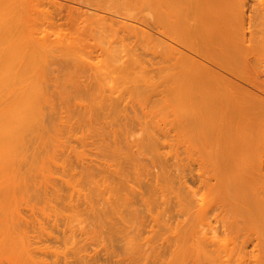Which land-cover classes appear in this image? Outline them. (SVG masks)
<instances>
[{"label": "rangeland", "instance_id": "rangeland-1", "mask_svg": "<svg viewBox=\"0 0 264 264\" xmlns=\"http://www.w3.org/2000/svg\"><path fill=\"white\" fill-rule=\"evenodd\" d=\"M99 1L101 2V5L102 4L104 5V7L107 4L113 6L112 8H110V10H112L114 8L113 10H115L117 12L119 11L118 14L116 13V15L121 14L123 16V14H127V15H130L131 17L132 16L138 17V16L145 15L146 12L148 14L150 13V11H148L150 8L147 7V6H149V4L147 5L146 0H99ZM239 1L240 0H234L235 8H233V10L231 11L230 17L232 20H236V21H237V19H238V21L242 20L241 18H243V20L245 19V21L247 19L250 21V25H247L248 28L246 25L244 26V28H243V26L241 27L239 25L238 26L232 25L231 27H228V29H226L225 32H223V34H225L226 40L224 39L225 44H223V45L225 46V49H224V51H222V54H221L222 57L221 58L223 59V62L225 64L231 63L232 67H233V64L236 65V69H237L238 73L244 72L245 76H250L251 81L253 80L252 82L255 83V86L257 84V87L252 88L251 86L247 85L246 83H241L240 81H238L237 79H235L231 75H228L224 71H222V70L220 71V69H218V70L225 77L231 79L232 81H236L238 83H241V85H243V87L251 89L254 92H257V94H259L261 92L257 88L263 87V85H264V23L261 24V22H260V21L264 20V0H249L251 3L248 0H246L247 2H245V0H244L243 3H245L244 4L245 6L242 5L243 7H241V5L239 4L240 6L237 7L238 9L240 8L241 14L238 12V9H236V6H237L236 3H240ZM251 4L252 5L255 4V5L252 6ZM259 4H260V9H259ZM250 5L253 8H251ZM111 6H109V7H111ZM248 7H249V9H247ZM258 9H259V11H258ZM113 10H112V12H113ZM242 11H243V15H244L243 17H242ZM113 14H115V12H113ZM127 15H126V18H129V16H127ZM247 15L248 16L250 15L249 16L250 18ZM45 17H46V19L42 18L39 15H31V19H27V15H25L23 12L15 13L14 10H12L7 4L0 5V77H1L0 83H1V85L3 83L2 81H5L7 78L5 85L0 86V119H1L0 125H3V126H0V139H1L0 140V236H6V235H7L6 237L12 236V238H13L12 240H14V236L16 235L15 240H14L15 242H16V237H19L18 235H20V233L22 234L23 232L26 235L28 234L29 237L33 236V235H37L38 237L41 236L43 238L44 237L49 238L50 241L46 242V244H48V246H49L50 250H52V252L54 251L53 252L54 255H56V253H57V252H55V249H56V251H58V254L61 250L60 255L57 254L58 256H52L51 251H49L51 254L49 252H48L49 254L47 253L48 255H46L47 256L46 260H48L50 264H51V262H53V260L57 262V263L53 262V264H58V263L60 264V261L64 262L63 261L64 258H65L66 264H79L80 260H78V257L80 258V256H84L85 254H86L85 256H88V254L90 256H94V258L93 257L89 258V256L86 257L87 259L88 258L90 259V260L88 259L89 261H87V262H86L87 259L86 260L84 259L87 264H114V263L119 264V263L115 262V261H118V260H116V258H118V256L115 257V253H114V256L112 257L113 260L111 261V259H110V261H109V258H107L108 260H106L102 251L100 252V250L103 248L102 247L103 245L101 244L102 243L101 242L102 241L101 236H103L105 238V236H107L108 233L107 232L102 233L101 231H98L97 232L98 234L101 233V234H99V235H101L99 237L100 240H99V238H97L99 241L96 240V238H95V237H98L99 235L92 237L94 235L93 233L95 231H93V233H92V231L90 229H92L94 227L93 225H95V228H96V224H94L95 221L93 219L94 217H92V216H94V214H93V212H91V210L89 209L87 204L85 202L83 203V198L80 197V195L83 196L82 194H84L85 197H88L90 199V200L88 199V201L91 202V200H92L93 203H94V201L99 202L100 200H102V199H98V198L102 197V195L100 197H98L97 190L100 189L99 187L104 188L103 183H102L103 184L102 186H99L101 184V181L99 182V180L100 179L102 180V178H101L102 174L103 173H104V175L106 174L103 171L108 169V168L105 167V169H104V167H103L104 170L102 171L103 172L102 173L101 172L102 166L97 167L98 166L97 165L95 168V165L92 166V164H91L92 162L96 163L95 161L100 160L99 155L96 153V147L99 146L101 142H102L101 145L104 144L103 140L100 138L101 137V135H99L100 132H98V129H96V128H100L103 132L105 130L104 133H106V132L108 133L109 128H110V132L112 130H114V131L118 130L119 132L121 131L122 134L120 133L119 137L121 135V137L124 140L122 139V141H121L122 143L121 142H119V143H121L123 145V143L128 142L129 144L126 143L124 145H128V146L132 147L130 149L131 151L128 149L131 154H132V152L134 153V150H137L140 152V153L138 152V154H137L138 156L136 155L137 157H135V158L132 157L135 155V153H134V155L132 154V156L130 155V153H128L129 157L131 156L132 158H134V160L138 159L140 163L138 164V162H136V165L131 166L132 168L131 167L127 168L126 167V165H127L126 159H128L129 157H127L125 159L127 153H126L124 148L126 146L124 147V145L122 146L120 144L122 147V148L120 147V149H122V150L124 149L123 151H125V153H126L125 157H123L124 160H126V162L123 163L124 160L122 162L121 161L120 162L122 164H124L125 167L128 169L127 171H129V172H127L125 169L126 172H122V169H123L122 168L121 172L123 174L126 173L124 175H127V177L130 176L131 178L133 177L132 176L133 173H136L138 175L139 179L137 177V181L140 182V186L137 189H141L140 191L142 192L143 191L142 189H144L145 186H146V188L151 187V188H148V190H151L152 195H153L155 190H156L155 189L156 187H153L155 185L154 183H157L156 185L159 186V188H160V185L162 187L164 186L163 187L164 189L166 188L165 190H163L165 192L164 193V192H162V190H160L162 188L159 189L157 187L156 191L159 193H155L157 195H154L155 197L152 196V198L149 199V200L153 199L152 201H150V204H149V201L147 199V202L151 206V209H150V206L147 205L149 210H146V211L149 212L151 210L152 214H154V217L156 216V220H151V222L148 221L152 217H150L149 215H146V211H145V215L143 214L144 211H142L143 213L141 212L142 213L141 215H140V213L136 212L138 214L139 219L145 220V223L141 224L143 226L140 227V225H139V228H138L139 231L138 232H136L138 229H137V227L135 229V225H134L137 223V220H138V219L136 220V217H137V216H135L136 214L132 215V213H131V215H127V214H129V212H127V208L125 210V207L122 208L123 212L118 209L122 213V215L124 214L126 219H128L129 217L132 220L134 219V222L131 220L133 223H130V221L128 222V224L130 223L131 226L130 225L127 226L128 224L125 223V225L129 229L123 230L125 227L124 228L121 227L120 223H119L121 230H120V227H118L119 230L118 229H116L117 231L115 230L116 232L114 231L115 228L112 230V232L115 236L111 233L112 237H110V239H112V238L115 239V240H113L114 243L112 242V245L114 244V247L115 248L117 247L116 249H113V250L114 251L116 250L117 251L116 253L119 254V256H120L119 261H121V262L123 261L122 259H120L121 256H123V257H126L127 264H128V258L127 257H129L130 259H134L136 256L132 257V255H136L137 252H139V251H141V253H142V250L149 252V250L152 251L154 249V247H155V249H157L156 247H158L160 250V247H162V246H160L159 243H161L163 241L165 242L164 239L167 238L168 236H169L168 238L171 237L169 239L170 243H171V240L172 239L174 240L173 236H175V240L176 239L179 240L177 237H179V235L182 234L183 232L184 233L186 232V234L192 235L193 232H191V231H193V229H192V228H194L193 225H195L196 223H193V225L191 223L192 222L191 220L193 218L192 216H194L193 212H191L193 210V208H192L193 204H192L189 196H187L188 193L186 194V193L182 192L183 193L182 195L185 197V198H183V199H185L184 201L186 202L185 204L187 205L185 207L190 209L189 212L191 213V215H189V212H188V210L186 211V209H185L186 212L184 211V213L178 212V209L181 207V204L183 205V202H184L183 199H181L180 204L178 201V196L181 197V193H180L181 190L179 188V184L177 185V183H179V176L178 175L180 174L179 170L183 169L182 171H184V172L181 174H186L185 175V176H187L186 178L189 179V177H191V175L189 174V172H190L189 170L191 169V172H192V170L194 171V169H195L194 167H196L195 164L197 163L196 161H198L199 159H201V157H203V155L199 157L198 153L200 150L198 149V146H199L198 144H200V143L196 144V142L199 141L198 138H200L199 134H201V132H202L201 130H203L204 127H205V129H207L206 127L208 126V124L205 122V120H203V122L206 123L207 126H206V124H204V126L202 124L203 127L201 129V126H200L201 124L198 125L200 122L198 123V121H197L199 119L197 117H195L196 114H193V112L191 111V109L194 106L193 107L191 106L192 107L191 108L189 106V104L183 100V96L181 97L182 94H181L180 90H178V93H177V90H175V89H174V92L176 91L175 93L172 91L170 92L168 90L170 88H171L170 90H172L173 87L170 84L169 85L171 87H169V85H168V87H166L168 84V79L165 82L164 78H163V77H165L166 73L162 68H158L159 65L158 66H157V64L155 65L156 62L154 63L153 68H152V65L150 66L147 63V62H149L147 59L142 61L143 56H145L147 58L146 53H144L143 52L144 50L141 49L143 46L140 47L138 45H133L132 43H129L126 41H114L113 39H111L113 42L112 41L109 42L110 39L109 40L103 39L100 35H98L97 37H90L87 35V33H88L87 31L82 32L81 30L72 27L71 22L68 19L66 20V18H62V19L52 18L50 20L49 16H45ZM239 17H240V19H239ZM246 17H248V18H246ZM253 20H254V23L256 22L255 25H252V24H254L252 22ZM134 24L136 26H139V27L141 26V25H137L136 23H134ZM249 26H250V28H249ZM142 27L143 26H141V28ZM142 29H144V28H142ZM227 30H229L228 33H226ZM239 30H240V32H239ZM236 32H237V34H236ZM244 32H246V33H244ZM235 36H236V39H235ZM224 46L222 48H224ZM143 48L145 49V47H143ZM217 50H222V49H220L218 47ZM242 53H243V56L245 57V59H244V57L240 56V55H242ZM143 54H145V55H143ZM218 54H219V52H218ZM221 55L219 54V59H220ZM216 56H218V55H216ZM2 58L3 59L5 58V59L3 60ZM243 59L245 60V62ZM154 61L155 60H153V62ZM75 63L77 64L76 66H75ZM239 68H240V70H239ZM4 71H5V74L3 73L4 75H2V72H4ZM6 73H7V75H6ZM8 74H9V76H8ZM2 76H4L5 78ZM68 78H69V80L72 79L71 81H72L73 85H70V84H72L71 81L67 82ZM262 78H263V80H261ZM64 79H65V81H64ZM73 80L75 83L73 82ZM262 81H263V83H262ZM170 82L171 81H169V83ZM76 83L80 84V86L77 85ZM163 83L164 84L167 83V84L164 85V87H163V85H162ZM258 83H260L261 85H258ZM45 87H46V89L43 90ZM77 87H78V89L79 88L82 89V93H83L82 98L84 97L83 100L86 101V103L88 102V104H90V102H91V104H93L92 101L95 99L93 96H96V94H98L97 96H99V95L101 96V97L99 96L98 98L96 96V100L99 101V100L103 99V101H100L101 103L104 102V103H102L101 107H104V105H105L104 110H106V111L102 110L103 108L100 109L102 111V113H104V114L99 113L100 112L99 111L98 114L99 115L101 114V115L100 116L97 115V116L99 118L100 117L103 118V116H104L105 120H106V118L107 119L111 118V120H109L110 121L109 125H107V127H106L108 129L107 130L103 129L101 127L102 125H100V127H98L100 124L99 122L102 121V123H103L104 119L103 120H102V118L97 119L96 118L97 116L94 117V119L97 120L96 121L97 123L94 121V119H93V121L95 124L94 123H92V124L88 123L91 126L92 130H91V128L88 127L89 125L88 126L86 125L87 123L85 124L82 121H80V122L85 124V126H83V124H82V126H80L81 123L76 121V119H79V118L74 117L71 121L72 126L69 127L70 129L68 127H66L67 130H65V131H66V133L68 132L67 135H65L66 133L63 130V128L59 127L60 125L57 126V128H56V124L53 123L54 124L53 125V124L49 123L50 124L49 125L47 123V124H44L43 126L40 125L41 127L45 128V129H41L38 126L41 129L40 130L36 126L38 129L37 131H39V133L41 134V135H39V133H38L40 138H36V140L38 139L40 141V143H39V141H37V142L31 141V142H34V144L35 143L37 144V145H35L36 148L32 149L35 147L34 144L32 143L34 147H32V146L30 147L28 145L29 142H27L28 144L25 143V145H28V146H25L27 148L24 149V151H23L22 145H21L23 143V141L21 140L22 141L21 142L19 140L20 137L16 131V126H15V122H14V118H16V117H14V116H18V113L23 112V110H24V112H25V110L27 112L30 111V109H28L25 106L27 104L26 103L27 102L26 96H28L27 94H30L31 92L33 94H36L39 98V101H36V103L35 102H33V103L36 104L35 106H38V102H40L39 104H40L41 110H43L42 109V103H43V108L47 104V102H45L46 104L44 105V102L41 101L43 99V98L41 99V97H44L43 93H44V95L46 93H47V95L49 94L50 97L52 94L53 95L55 94L56 97L54 95V98H56V100H57V97H59L58 96L59 93H60L59 94L60 97H62V98L66 94H67L66 97L67 96L69 97V95H70V99H71V97H72L71 93L73 94L74 93L73 91H76L74 89H76ZM83 87H85V88H83ZM33 88H36V89L34 90ZM37 88H39V90ZM40 88H42V89H40ZM166 89H167V91H166ZM260 89H262V88H260ZM46 90H47V92H46ZM63 90H64V93H63ZM86 90L88 91L89 94L87 93V95H84ZM28 91H31V92L28 93ZM33 91L34 92L36 91V93H34ZM39 91L42 92V94ZM50 91H52V92H50ZM19 92H21V95H22V93L26 92V93H24V98L21 97ZM18 93H19V96H18ZM176 93L179 94V96L178 95L176 96ZM39 94H41V95L39 96ZM261 95H263V94L261 93ZM88 96H90L91 98ZM20 97H21V99L23 98L24 101L22 100L23 101L22 103H25V104H21ZM50 97H47V98H50ZM178 97H180L184 102H182L181 99ZM100 98H102V99H100ZM58 99H59V101L61 100L60 98H58ZM91 99H92V101H91ZM43 101H44V99H43ZM59 101H56V102L59 103ZM62 101H64V100H62ZM71 101L72 100L69 101L67 99V102L71 103ZM84 101H83V103H84ZM105 101H110V102H108V104H111V105L107 106V104H105ZM53 102H55V99L53 100ZM58 103H56V104H58ZM179 103H181V104H179ZM186 104H188V105H186ZM66 105L68 107L67 103H66ZM190 105H192V104H190ZM65 106H63V107H65ZM106 106L111 107L112 109H110V108L106 109L107 108ZM20 107L21 108L24 107V108L21 109ZM47 107H48V105H47ZM53 107H54L53 110H55V108L57 109L58 105H57V107H56V105H54ZM59 108L60 107H58V109ZM62 109L68 110L70 108H62ZM113 109L115 112L112 111ZM46 110L47 109L45 107V111L43 110L44 113L47 112ZM49 110L50 111H48V112H51V109H49ZM71 110H69L68 112H70ZM76 110L82 111V108L81 107L78 108V106H77ZM76 110H74V111L76 112ZM107 110H108V112H107ZM193 111L196 112L195 109ZM65 112L68 113L67 111H65ZM183 112L185 113V115H183L184 114ZM105 113L106 114L110 113L109 114L110 117H107L108 115L106 116ZM46 114H48V113H46ZM179 114L180 115L182 114L184 117L186 116L187 118L186 117L185 118L188 119V122L186 119H184V117H182V115L180 117ZM190 114L195 115L194 117L197 120L196 119L194 120L193 117H190ZM45 115H43V116H45ZM54 115H55V113H54ZM78 115H80V114L75 113V116H78ZM92 116L93 115H91V117ZM11 117H12V119H11ZM184 120H186V121H184ZM193 120H194V122H193ZM1 121H2V123H1ZM93 121H91V122H93ZM106 121H108V120H106ZM76 122L78 123V124H76L77 126L74 124ZM180 122H182V125H180ZM12 123H13V125H12ZM193 123H195V124H193ZM106 124H108V123L104 122L103 126H106ZM6 125H7V127H6ZM45 125L47 126V128ZM93 125H95L96 128ZM186 126H188L189 129ZM48 127H50V128H48ZM58 127L60 128V130L62 128V134L60 131H59L60 133H58ZM86 127H87V129H86ZM79 128H80V130H79ZM93 128L95 129V131ZM195 128H197V129L200 128L201 130L198 129L200 133ZM10 129H12V130H10ZM185 129H186V131H185ZM41 131L43 132V134ZM47 131H48V133H47ZM55 131H57V132L55 133ZM118 131H117V135L119 133ZM11 132H13L14 134ZM95 132H97V133H95ZM196 132H198V137H195L197 134ZM207 132H208V130H207ZM73 133H74V135H73ZM86 133H88V134H86ZM57 134H59V135L57 136ZM60 134L63 135V137ZM204 134H205V132H203L202 135H204ZM5 135H6V137H4ZM84 135L86 137V138L84 137L85 141L83 139H80V137L83 138ZM59 136L62 137V139L60 137L61 142L59 140H58V142H56V139H57L56 137H58V139H59ZM3 137L5 140L3 139ZM13 137H15V138L13 139ZM26 138H28V137H26ZM51 138H53V139H51ZM109 138H110V136H109ZM109 138L105 137V139H107V140L104 142H106L107 145H110L109 143L111 142V139H109ZM42 139H44V140H42ZM100 139H101V141H100ZM27 140L29 141V139H27ZM32 140H33V138H32ZM49 140H51L53 143H51ZM25 141H26V139H25ZM78 141L79 142L81 141L82 143L81 142L79 143ZM107 141H109V142H107ZM184 141H185V143H184ZM257 142H258V144H262L260 141V138L257 139ZM18 143L19 144L21 143V144L19 145ZM23 145H24V143H23ZM186 145L188 146V148ZM196 145H197V147H196ZM17 146H18V148H16ZM110 146H108V147H110ZM117 147L119 148V146H117ZM120 149H118V150H120ZM192 149H194L195 151ZM18 150L19 151L22 150L21 152L23 154L21 152H19L20 155H19V153L17 155ZM53 150H55V151H53ZM33 152L34 153L36 152L35 155H37V156L35 158L34 157L31 158L33 155ZM120 152H121V150H120ZM194 152L195 153L197 152V153L195 154ZM205 152H207V151H205V149H203V153L206 155ZM201 153H202V151H200V154ZM13 154L16 156H14ZM117 155L118 154H116V156ZM120 155H122V154H120ZM50 157L53 158V161H48L49 159L52 160ZM76 158H77V160H76ZM80 158L82 161L81 162L82 166H80L78 164V163H80ZM205 159H206V157L202 160V162L207 161ZM119 160H120V158H119ZM119 160H118V162H119ZM90 161H91V163H90ZM129 161H130V159L128 160V164L130 165ZM54 162L57 165H54ZM84 162H85V165H87L88 164L87 162H89L88 166H90V167L92 166L91 167V169H93L92 172H89L90 167L86 171H85V169L82 170ZM121 163H119V164L123 167V165ZM119 164H116V166ZM134 164H135V162H134ZM203 164H207V162L202 163V166H206ZM113 167H115V166H113ZM53 169L55 172H53ZM56 169H58V170L56 171ZM94 170H95V173L97 171L100 172V173L98 172L97 174L100 175L101 177L96 175L98 178L100 177L99 180H96L94 178V176H95ZM123 171H124V169H123ZM263 171H264V168H263ZM78 172H80L81 174L83 172L84 175L86 172L87 176H88V173H90V174L93 173V175H92L93 179H91V177H92L91 175H90L91 177L88 176L89 177V179H88V177L85 178L86 175L85 176L81 175ZM187 172H188L189 177L187 175ZM74 173L77 174L76 178L77 177L79 178L77 181L75 180L76 178H74L75 177ZM128 173H129V176H128ZM107 174L112 176V177H110V179L113 180L112 173L110 174L108 171ZM19 175H21V176L24 175V177H29L28 178L29 180H27L26 186L23 187V189L19 188L21 192L18 190L17 187H16L17 188L16 189L14 187V185H12V183L10 182L11 177L13 180V178H15L16 176H19ZM80 175L83 177H81ZM60 176H61V180L59 181ZM72 176H74V177H72ZM50 177H52L51 179H53L54 181H52V180L49 181ZM80 177H81V179H80ZM105 177L109 180L108 176H104V180H102V182L105 180H106V182L108 181ZM55 178H56V181H55ZM115 178L116 177L114 176V180H115ZM133 178L131 180H133ZM42 179H45L43 181L46 182L47 184L44 183L43 181H41ZM57 179H58V181H57ZM62 179H64L63 181H65V182H67L66 180H68V182H67L68 184L74 183V185L71 184L72 187H74V189L72 187H71L72 190L69 189L71 185L68 187V184L63 182ZM94 179L98 183H100L97 186L98 187L97 190L95 188L96 186L93 187L96 184L93 183L94 185L92 184V186H91V183L93 181L95 182ZM69 181H70V183H69ZM137 181L134 180V182H137ZM158 181H160L164 185H162ZM50 182H53V183H50ZM108 182H110V183H108ZM108 182H107L108 183L107 187L111 188L112 192L114 190H116L117 187L120 186V184H121V183H119L117 185V187H113V189H112L113 185H111V183H113V182H111L110 180ZM128 182H129V180H128ZM134 182H131L133 184H131L130 182L128 184L133 186V187H136L134 185ZM9 183H11L12 186ZM75 183L77 185L78 184L79 185L77 186V185H75ZM114 183H115V181H114ZM44 184H45V186H44ZM115 184H117V183H115ZM151 184L152 185L154 184V185L152 186ZM47 185L51 186V188H48L49 186H47ZM52 185L55 187H52ZM147 185H150V186L147 187ZM190 185L192 187L195 186V184L193 185V183H191ZM41 186H43V187H41ZM105 186H106V184H105ZM137 186H138V183H137ZM40 187H41V189L42 188L43 189L41 190ZM44 187L45 188L47 187L46 188L47 190H45V193H44ZM52 188H55L56 191ZM103 188H102V190L104 191ZM121 189H122V184H121ZM53 190H54V192H53ZM74 190L76 192H77V190L79 191V194H80L79 198H80V201L82 199L83 206H81L82 205L81 202L77 203V201H76V203H74L75 199L79 200L78 196H76V192L73 193ZM146 190L144 189V191H146ZM70 191L72 192L71 194H69ZM117 191H119V189ZM122 191L120 193H123ZM151 191H150V193H151ZM177 191H179L178 195H177ZM18 192H19V194H18ZM105 192L107 193V190L104 191V193ZM124 192H125V190H124ZM146 192H148V196L146 195ZM146 192L145 193L142 192V193L145 194V197L147 196V198H150L149 196H151V194L149 193V191H146ZM104 193H103V196L104 195L107 196L109 194V193L108 194H106V193L104 194ZM160 193H162L163 195L167 194V196H168L167 199L169 201L166 200V198H165L166 196H165V197H163V199L165 198V200H166L165 203H163V202L160 203V200L163 201V199L158 200V198L161 197V196H159V195H161ZM20 194H21V196L19 197ZM96 194H97V196H96ZM69 195L72 198L69 197ZM157 196H158V198H157ZM186 196H187V198H186ZM65 197H66V199H65ZM180 197H179V200H180ZM68 199H71V200L69 201ZM84 200H86V199H84ZM72 201H73V203H72ZM89 202H87V203H89ZM97 202H95V203H97ZM167 202H168V204H166ZM190 202H191V205H190ZM67 203H68V205H67ZM101 203H102V206L105 205L104 201H101ZM103 203H104V205H103ZM151 203L153 205H151ZM74 204H75V206L77 204V207L81 206L79 208L80 210L79 209L77 211H75L76 209L72 210L73 208H75L73 206ZM85 204H86V208L88 207V213L86 212V214H84L85 211L87 210L85 208ZM70 205L73 206V208ZM161 205H163V207ZM166 205H168L167 208L165 207ZM188 205L191 206V208ZM139 206L140 205H138V207ZM84 208L86 210H84ZM145 208H147V207H145ZM145 208L143 205L140 206V209H142V210H144ZM164 208H166V209H164ZM82 209H83V215H82ZM163 209H164V211H163ZM183 209H184V207H183ZM155 210H157V211H155ZM158 210L160 212H158ZM89 211L91 212V214ZM155 213H156V215H155ZM185 213H186V215H184ZM152 214L150 213L151 216H152ZM187 214L189 216L190 221L188 220ZM89 215H91V216H89ZM112 215H114V214H112ZM80 216H81V218H80ZM82 217L83 218L88 217V218L84 219L85 220L84 221ZM90 217L93 219V221H91ZM77 218H78V220L82 219L81 221H83V223L80 222V224H82V225H80L81 229H79V225H78L79 221L77 220ZM182 218L183 219L185 218L189 222L186 223V220L185 219L183 220ZM130 219H128V220H130ZM165 219L167 220V223L162 224V222H164ZM181 219L183 220V222H181L179 225L178 221H181ZM194 220H195V218H194ZM89 221L92 222L93 225H89V224H92V223H88ZM154 221H155V224H154ZM156 221H157L158 225L154 226V225H156ZM18 222H21V223H18ZM175 222L176 223L178 222L177 223L178 227H177ZM23 223H25V224H23ZM152 223H153V226L155 228H151V227L149 228V230L152 231V233H151V232H149V230H145V228L148 229L149 226H152ZM211 223H212V221H211ZM181 224L184 226L186 225V226L182 227ZM188 224L191 225L192 228ZM212 224H214V223H212ZM125 225H122V226H125ZM133 225H134V227H133ZM159 225L160 226L166 225L170 229L168 227L165 229L164 226H161L162 227L161 228ZM196 225H198V222ZM196 225H195V227L198 228V226H196ZM91 226H93V227H91ZM158 226H159V229H158ZM180 226H181L182 230L180 229ZM95 228H94V230H95ZM185 229H187V231ZM158 230H159V234L162 235V236L161 235L159 236V234H158V238H160V241L157 238ZM163 230L166 232L165 234H164V232L160 233ZM167 230H168V233H171L169 231L172 230L171 235L167 233ZM195 230H198V229L195 228L194 231ZM207 230L205 229V231H207ZM108 231H111V229ZM196 232L197 231H195L194 234ZM146 233H148V234L150 233L149 236L145 237ZM137 234H138V236H137ZM125 235L127 237H128V235L130 237H133L134 240H133V238L130 239L129 237H128L129 239H126L127 237ZM21 236L22 235H20V237ZM37 236H35V237H37ZM116 236H119V237H116ZM150 236H151V238H148ZM141 238L143 240L145 239L144 241L146 243L143 240H141ZM156 238H157V240H156ZM188 238H189V240H191L190 237H188ZM146 239H147V241H146ZM149 239L151 240L150 243L148 241ZM152 239L153 240L155 239V240L153 241ZM7 240L8 239H6V241ZM189 240H187V241H189ZM134 241H135V245L133 244ZM7 242H9V241H7ZM128 242H132V243H128ZM176 242H178V241H176ZM6 244H8V243H6ZM10 244L12 245V242ZM10 244H8V245H10ZM173 244L174 245H171V247L173 246L172 248H176V246L179 245L177 243V245L175 246L174 241H173ZM8 245H7V247H8ZM133 245L135 247L136 246L137 247L135 248ZM141 245H143V246H141ZM149 245L151 246V248ZM187 245H188V243H187ZM33 247H34V245H33ZM119 247H120V249H119ZM132 247L136 249V252H135V249H134V251L132 250ZM6 248H5V250H7ZM172 248H171V250H172ZM97 249L98 250L100 249L99 253L95 252V250H97ZM159 250H157V251L155 250V252H158ZM4 251L1 250L0 254H2ZM191 252H193V251L191 250ZM4 253L2 254V256L4 255ZM6 253H8V252L6 251ZM134 253H136V254H134ZM141 253L139 252V254H141ZM189 254L192 255L190 252H189ZM36 255H38V254L36 253ZM63 255L65 256L64 258L62 257ZM60 256H61V258H59ZM165 256H167V255H165ZM172 256H173V253H172ZM55 257H56V259H55ZM192 257H193V255H192ZM62 258H63V260H62ZM0 259H1V257H0ZM126 260L124 259V263ZM173 260H174V256H173ZM134 261H136V259H134ZM82 262H84V261H82ZM131 262H132V264H134L133 260ZM131 262H129V263H131ZM27 263L28 262H26V263H23L22 261L20 262V264H27ZM122 263H120V264H122ZM173 263H174V261H173ZM185 263L190 264V259H189V261L187 259V262H185ZM191 264H193V263L191 262Z\"/></svg>", "mask_w": 264, "mask_h": 264}, {"label": "bare ground", "instance_id": "bare-ground-1", "mask_svg": "<svg viewBox=\"0 0 264 264\" xmlns=\"http://www.w3.org/2000/svg\"><path fill=\"white\" fill-rule=\"evenodd\" d=\"M146 2H147V5L149 4V6H147V7L150 8L148 10V11H150V13L148 14L146 12L147 14L145 13V15L138 16V17L137 16L131 17L130 15L123 14V13L122 14L124 17L121 14L116 15V13L118 14L119 11L117 12V11L113 10L114 8L112 10H113V12H115V14H113L112 10H110V8H112L113 6L107 4L108 6L105 5V7H104L103 4H102L103 6L101 5V2L99 0H0V5L7 4L12 10H14L15 13L23 12L25 15H27V19H31V15H39L44 19H46L45 16H49L50 20L52 18H56V19L66 18V20L68 19L71 22L72 27L77 28V29L81 30L82 32L87 31L88 32L87 35L90 37H97L98 35H100L103 39H106V40L110 39L109 42L112 41L111 39H113L114 41H126L129 43H132L133 45L145 47L146 50L143 47L141 49L144 50L143 52L146 53L147 58L145 56H143V55H145V54H143L142 55L143 56L142 61L147 59L149 61L147 63L150 66L152 65V68H153L154 63L156 62L155 65L156 64H157V66L159 65L158 68H162L165 71L166 74H165V77H163V78H164L165 82L168 79V84L163 83L162 84L163 87L166 84H167L166 87H168V85L170 84L173 87L172 90H170L171 88L168 89L170 92L171 91L174 92V89H175V90H177V93H178V90H180V92L182 94V95L181 94L180 95H181V97L183 96V100L186 103H188L190 107L194 106L193 108L191 107L192 108L191 111L193 112V114H196V116L193 114H190V117H193L194 120L196 119L195 117H197L199 119V120H197V119L196 120L198 121V123L200 122L198 125L201 124L200 125L201 129L204 126V124H206V123L208 124V126L206 124L207 129H205V127L203 128V130L198 128L202 132H201V134H199L200 135V138H198L199 141L196 142V144L200 143V144H198L199 145L198 149L200 151H202V153H203V149H205V151H207V152H205L206 153V155H205L204 153L200 154V151L198 150L199 151V153H198L199 157L203 155V157L204 156L206 157L205 160H207V161L202 162V160L205 157L204 158L201 157V159L196 161L197 162L195 164L196 167H194L195 168L194 171L192 170L193 173L191 172V169L189 171L192 174L188 171L189 174L191 175V177H189L188 172H187L189 179L186 178L187 177V176H185L186 174H181L184 171H182L183 169L182 170L180 169L181 171L179 170L180 174L178 175L179 176V183H177V185L179 184V188L181 190L180 191L181 197L178 196L179 204H180L181 199L185 198L182 195L183 194L182 192H184L186 194L188 193L189 195L187 194V196H189V198L193 204L192 205L193 210L191 212H193L194 216H192L193 218L191 220L192 221L191 223L193 225V223L197 224V222H198V225L195 224L196 226H198V228L195 227V225H193L194 228H192V226L188 224L193 229V231H191V232H193V234L191 233L192 235L186 234V232L185 233L183 232L182 234L179 233L180 235H179V237H177L179 240H177V239L175 240V236H173L174 240L172 239L171 243L169 240L171 237L168 238L169 237L168 236L167 237L168 239L163 238L165 240V242L164 241L161 242L162 244L164 243L163 245L161 243H159L160 246H162V247H160V250L158 247H156L157 249H155V247H154V249L156 251L159 250L158 252H155V250L153 248H152L153 250L152 251L149 250V252L142 250V253H141V251H139L141 254H139V252H137V254L134 253L136 255H132V257L136 256L134 258V259H136V261H134V259H130L129 257H127L128 258V264H132V262H131L132 260H133L134 264H186L185 262H187V259H188V261L190 259V264H191V262L193 264H264V171H263V168H264V97H263L264 96V85H263V87L257 88L263 94V95H261V93H259L261 96L259 94H257V92H254L251 89L243 87V85H241V83H246L247 85L251 86L252 88H256L257 84L255 86V83L252 82L253 80L251 81L250 76H245L244 72L242 73L240 71L241 73H238V71L236 69V65H234L232 63L233 64V67H232L231 63L225 64L223 62V59L221 58L222 57V55H221L222 51H224V49H225V46L223 45V44H225V42H224L225 34H223V32H225L226 29H228V27H231L232 25H237V26L239 25L241 27L243 26V28H244L245 25L246 26L250 25V21L247 19L245 21V19L243 20V18H241L242 20H240V21H238V19H237V21L231 19V17H230L231 11L233 10V8H235V2H236V1L234 2V0H146ZM239 2L240 3H236V5H237L236 9H238L237 8L238 6L241 5V7H243L242 5L245 4V3H243L244 0H242V1L240 0ZM245 2H247V1L245 0ZM251 5H250V7H251ZM253 5H255V4H253ZM109 6H111V7H109ZM251 8H253V7H251ZM247 9H249V7ZM259 9H260V4H259ZM259 9H258V11H259ZM238 12L239 13L241 12L240 8L238 9ZM126 15L129 16V18H126ZM243 16L244 15H243V11H242V17ZM248 17H246V18H248ZM239 19H240V17H239ZM263 21H260L261 24L264 23ZM252 22L254 23V20ZM134 23H136L137 25L143 26L142 28H144V29H142L141 26L140 27L136 26ZM255 23L252 25H255ZM247 28H248V26H247ZM249 28H250V26H249ZM228 31L229 30H227L226 33H228ZM239 32H240V30H239ZM244 33H246V32H244ZM236 34H237V32H236ZM235 39H236V36H235ZM222 45L224 46V48H222L223 47ZM218 47L222 50H217ZM218 52L221 55L220 59H219ZM216 55H218V56H216ZM240 56L244 57L243 53ZM244 59H245V57H244ZM153 60H155V61L153 62ZM244 62H245V60H244ZM76 65L77 64L75 63V66ZM218 69H220V71L221 70L224 71L228 75H231L232 77H234L235 79H237L241 83H238L236 81H232L231 79L225 77L224 75H222L220 73V71ZM239 70H240V68H239ZM5 71L2 72V75L5 74ZM6 75H7V73H6ZM8 76H9V74H8ZM2 77H4V76H2ZM69 78H68L67 82L72 80V79L69 80ZM6 80H7V78H6ZM6 80L2 81L3 83H2V85L0 83V86L5 85ZM261 80H263V78ZM64 81H65V79H64ZM169 81H171V82L169 83ZM73 82H74V80H73ZM71 83H72V81H71ZM262 83H263V81H262ZM70 85H73V83ZM77 85L80 86V84H77ZM170 85H169V87H171ZM258 85H261V84L258 83ZM78 87L76 89H74L76 91H73L74 92L73 94L71 93V96H72L71 99H70V95H69V97L68 96L66 97L67 94L63 98L60 97L59 92H58L59 97H57V100H56V98H54L55 94L54 95L52 94L50 97L49 94L47 95V93H46L44 95V93H43L44 97H41V99L43 98L44 101H43V99L41 101L44 102V105L46 104L45 102H47V104L43 108V103L41 102L42 103V109L45 111V107H46V109H47L46 113H48V114L50 113L49 115L44 113L43 110H41V107L39 104L40 102H38V106H35L36 105L35 103H36V101H39V98L36 94H33L31 91H28V93L29 92H31V93L27 94L28 96H26L27 97L26 98L27 104L25 106L28 109H30V111L28 110L29 112H27L25 110V112H24V110H23L24 113L21 112V113H18V116H14V117H16V118H14V122H15V126H16V131L20 137L19 140L20 141L22 140L24 143V145H23V143L22 144L20 143L22 145L23 151H24V149L27 148L25 146L29 145L30 147L31 146L34 147L35 145H37L36 143L34 144V142H31V141H35V142L39 141L38 139L36 140V138H40L39 135H41V134L39 133V131H37L38 130L37 127L39 126L41 129H45V128L41 127L40 125L43 126L44 124H47V123L48 124L54 123V124H56V128H57V126L60 125L59 127H62L63 130L65 131V130H67L66 127L69 128L72 126L71 121L74 117L79 118V119L75 118L76 121L79 123H81L80 121H82L85 124L87 123L86 124L87 126L89 124L94 123V121L95 122L97 121L94 119V117L99 115L98 114L99 111H100L99 113H102V111L100 109L103 108L102 110H104V107H105V105H104V107H101L102 103H104V102L101 103L100 101H103V99L100 98L102 100L97 101L96 96L98 94H96V96H93L95 99L93 101L91 99L93 104H91V102H90V104H88V102L86 103V101L83 100L84 97L82 98V96H83L82 89L79 88L80 89L79 90ZM83 88H85V87H83ZM260 88H262V89H260ZM33 89L35 90L36 88H33ZM37 89L39 90V88H37ZM40 89H42V88H40ZM45 89H46V87L43 90H45ZM87 90L85 91L84 95H87V93H88ZM166 91H167V89H166ZM46 92H47V90H46ZM50 92H52V91H50ZM19 93L21 95V92H19ZM19 93H18V96H19ZM24 93H26V92H24ZM24 93H22V95H21V97H23V98H24ZM34 93H36V91ZM40 93L42 94V92H40ZM63 93H64V90H63ZM177 93H176V96L177 95L179 96V94H177ZM41 94H39V96ZM99 96H97V98ZM21 97H20L21 104H25V103H22L24 100H23V98L21 99ZM47 97H50V98H47ZM55 97H56V95H55ZM88 97H90V96H88ZM58 98H60L61 100L59 101ZM178 98H180V97H178ZM54 99H55V102H53ZM67 99L69 101L72 100L71 103L67 102ZM62 100H64L65 102ZM183 100L181 99L182 102H184ZM56 101H59V103ZM83 101H84V103H83ZM33 102H35V103H33ZM108 102H110V101H105V104H107V106H110L111 104H108ZM56 103H58V104H56ZM66 103L68 104V107H67ZM181 103H179V104H181ZM188 104H186V105H188ZM190 104H192V105H190ZM47 105H48V107H47ZM54 105H56V107L58 105V107H60V108L58 109V107H57V109L55 108V110H53ZM62 105L63 106L66 105V106L63 107ZM77 106H78V108L81 107L82 111H79V110L77 111L76 110ZM23 108H21V109H23ZM48 108L51 109V112H48V111H50ZM62 108H70V109H68V110L64 109L63 110ZM109 108L112 109L111 107H107L106 109H109ZM114 109L112 110L113 112H115ZM194 109L196 110V112L193 111ZM69 110H71V111L68 112ZM74 110H76V112ZM65 111H67L68 113H66ZM104 111H106V110H104ZM107 112H108V110H107ZM54 113H55V115H54ZM75 113L80 114V115H78L79 117L75 116ZM102 114H104V113H102ZM109 114L110 113L106 114V116L108 115L107 117H110ZM43 115H45V116H43ZM91 115H93V116L91 117ZM181 115H180V117H181ZM183 115H185V113ZM183 115H182V117H184ZM185 117H184V119L187 118V117L186 118ZM96 118L100 119L102 117L99 118L97 116ZM11 119H12V117H11ZM93 119H94V121H93ZM103 119H104L103 123H102V121L99 122L100 124L98 127H100V125H102L101 127L103 129L107 130L108 128H106V127H107V125H109V123H110L109 120H111V118L110 119L106 118V120H108V121H106L104 116H103L102 120ZM186 120L188 122V119H186ZM186 120H184V121H186ZM194 120H193V122H194ZM203 120H205L206 123H204ZM91 121H93V122H91ZM77 122L74 124L75 125L78 124ZM104 122L108 123V124H106V126H103ZM1 123H2V121H1ZM83 123H81L80 126H82ZM85 124H83V126H85ZM193 124H195V123H193ZM202 124H203V126H202ZM12 125H13V123H12ZM180 125H182V122H180ZM0 126H3V125H0ZM93 126L95 127V125H93ZM6 127H7V125H6ZM59 127H58V133L61 132V134H62V128L60 130ZM88 127L91 128L90 125ZM186 127L188 128V126H186ZM46 128H47V126H46ZM48 128H50V127H48ZM86 129H87V127H86ZM96 129H98V132H100V134L99 133L98 134L101 135V137L100 136L99 137L103 140L104 144L101 145V143H102L101 142L100 145L96 147V153L99 155L100 160L95 161L96 163H94V162L91 163V161H90V163L92 164V166L95 165V168L97 165H98L97 167L102 166L101 172L105 169V167L108 169L103 171L106 173L105 175L102 172L103 173L102 177L97 174L99 171H97L95 173V170H94L95 176L96 175L100 176L102 178V180H104V176H108L109 180L111 182H113V183H111V185H113L112 189H113V187H117V185L119 183L122 184V189H121V184H120V186H118L117 189L115 188L116 190H114L112 192L111 188L107 187L108 183H110V182H108L109 180L106 177L105 178L108 180L107 181L108 183L106 182V180L102 182L100 177L98 178L97 176L96 177L94 176V178L96 180L100 179L99 182L101 181V184L98 183L94 179L95 182L92 180L93 182L91 183V186L93 183L96 184V185L93 184L94 185L93 187L96 186L95 188L97 190L98 184H100L99 186H102L104 184L103 185L104 188L99 187L100 189L97 190L98 197H100L102 195V197H100V198L97 197L98 199H102L99 201L100 203L97 201H94V203H93L92 200H91L92 203L89 202L88 201L89 198L85 197L84 194H82L83 196H81L79 194L78 190H77V192L74 190L73 193L76 192V196H78V198L80 195V197L83 198V203L85 202L87 204V206L89 207V209L91 210V212H93V214H94V216H92V217H94L93 219L95 221L94 224H96V228L92 222H90V221L88 222V223H92L89 225L94 226V227L91 226V227H93L92 228L93 230L90 229L92 231V233H93V231L96 232V233L95 232L93 233L94 235L92 237H95V236L101 234V233L98 234L97 233L98 231H101L102 233H104V232L108 233V235L105 236V238L101 235H99L98 237H95L96 240H98L97 238H99L100 236L102 237V239H101L102 243L101 244L103 245L102 246L103 248L101 250L99 249L100 252L102 251L106 260H108L107 258H109V261H110V259H111V261L113 260L112 257L114 256V253H115V257L118 256V258H116V260L119 261V257H120L119 254L116 253L117 252L116 250L115 251L113 250V249H116L117 247L115 248L114 244L112 245V242L114 243L113 240H115V239L114 238L110 239V237H112L111 233L113 234L112 230L114 228H115L114 231L116 229L119 230L118 227H120V226L123 228L125 227L123 230L129 229L127 226H129L130 223L134 222V219L133 220L130 219L129 216H128L129 217L128 219H130V220L126 219L124 214L122 215V213L120 211H122V208L125 207V210L127 208V212H129V214H127V215H131V213H132V215L136 214L135 215V216H137L136 220L137 219L138 220L136 223L137 225L134 224L135 229H136V227L138 229L139 225H140V227L143 226L141 224L145 223V220L139 219L137 213H140V215H141L143 213L142 211H144L143 214L145 215V211L149 210L148 206H150L149 205L150 201L153 200V199L152 200H149V199H151L152 196L155 197L154 195H157L155 193H159L156 191L157 187L159 188V186L156 185L157 183H154L155 184V185L153 184L154 186L151 184L153 187H156L155 188L156 190L153 188L155 190V192L153 191L154 192L153 195H152V191L148 190V188H151V187H148L150 185H147L148 188H146V186H145L144 189L145 190L147 189L146 191H149V193L151 191V193H150L151 196H149L150 198H147L148 192H146V191H144V189H142L143 190L142 192H144V193L146 192L147 196L145 197V194H143L140 191L141 189H137L140 186V182L137 181L138 175L136 173H133L132 176L134 178L132 177L133 180H131L132 178L129 176V173H128L129 177H127V175H124L126 173H124V174L122 173V172H126L128 170L127 169L128 167L136 165V162H138V164L140 163L138 159L134 160V158L138 156L137 154L139 151L134 150L135 155L132 152V154L134 155V156H132V154L130 153V151H131L130 149L132 147H130L128 145H124L128 142L123 143L124 147L128 146L127 148L126 147L124 148L127 155H126L125 151H123L124 149L123 150L120 149V147L122 145L121 141L123 139L121 137V135L119 137V134L120 133L122 134L121 131L119 132L117 130L119 132L117 135V131L112 130L110 132V128H109L110 133L109 132L104 133L105 130L103 132L100 128H96ZM195 129H197V128H195ZM10 130H12V129H10ZM79 130H80V128H79ZM91 130H92V128H91ZM199 130H198V132H199ZM207 130H208V132H207ZM94 131H95V129H94ZM185 131H186V129H185ZM56 132L57 131H55V133ZM198 132H196L197 133L196 136L194 135L195 137H198ZM203 132H205L204 135H202ZM11 133H13V132H11ZM38 133H39V135H38ZM47 133H48V131H47ZM65 133H66V131H65ZM67 133L65 135H67ZM95 133H97V132H95ZM42 134H43V132H42ZM86 134H88V133H86ZM58 135L59 134H57V136ZM73 135H74V133H73ZM85 135L83 136V138L79 136L80 139L84 140ZM61 136L63 137V135H61ZM61 136H59V139H58V137H56L57 139L55 138L56 142H58V140L60 141ZM109 136H110V138H109ZM4 137H6V135ZM4 137H3V139H4ZM26 137H28V138H26ZM62 137H61V139H62ZM105 137L111 139V142L109 143L110 145L112 144L111 146L107 145V143L104 142L107 140V139H105ZM14 138L15 137H13V139ZM32 138H33V140H32ZM259 138H260V141L262 144H258L257 139H259ZM25 139H26V141H25ZM27 139H29V141ZM51 139H53V138H51ZM101 139H100V141H101ZM42 140H44V139H42ZM49 141L51 143H53L51 140H49ZM27 142H29V144ZM107 142H109V141H107ZM119 142H121V143H119ZM25 143L28 145H25ZM32 143L34 144V146ZM39 143H40V141H39ZM184 143H185V141H184ZM108 146H110V147H108ZM117 146H119V148ZM196 147H197V145H196ZM16 148H18V146ZM35 148H36V146L32 149H35ZM187 148H188V146H187ZM118 149H120L121 152ZM55 150H53V151H55ZM192 150H194V149H192ZM21 151L22 150H20V151L18 150V152L16 151L17 155ZM35 153L33 152V155L31 158H33V157L35 158L37 156V155H35ZM119 153L122 155H120ZM128 153H130V155L134 158H132L131 156L129 157ZM116 154H118V155L116 156ZM19 155H20V153H19ZM125 155H126V157H125ZM14 156H16V155H14ZM123 157H125V159L127 157H129L128 159H126L127 162H126V160H124ZM119 158H120V160H119ZM51 159L52 160L49 159L48 161H53V158H51ZM117 159L119 160V162ZM129 159H130V161H129L130 165L128 164ZM76 160H77V158H76ZM120 161L121 162L123 161V163L126 162L127 168ZM55 162H54V165H57V164H55ZM81 162L82 161L80 158V163ZM134 162H135V164H134ZM204 162L205 163L207 162V164H203L206 166H202V163H204ZM80 163H78V164L80 166H82V163L81 164ZM87 163L89 164V162H87ZM119 163H121L123 165V167ZM88 164L85 165V162H84L82 170L85 169V171H86L90 167V166H88ZM116 164H119V165H117L118 167L116 166ZM113 166H115V167H113ZM91 167L89 169L90 171L88 170L89 172H92V170H93V169H91ZM103 167H104V169H103ZM122 168L124 169V171ZM121 169H122V172H121ZM125 169H126V171H125ZM57 170L58 169H56V171ZM107 170L109 171L110 174L112 173L113 180L110 179V177H112V176L107 174L108 173ZM53 172H55L54 169H53ZM83 172H82V174L80 172H78V173H80L81 175H84ZM127 172H129V171H127ZM74 175H75V177L74 176H72V177L76 178L77 174L74 173ZM85 175H84L85 178H87L88 176L91 177L93 175V173H91V174L88 173V176H87V173L85 172ZM114 176L116 177L115 180H114ZM81 177H83V176H81ZM81 177H80V179H81ZM89 177H88V179H89ZM28 178L29 177H24V175L23 176L19 175V176H16L15 178H13V180L11 177L10 182L12 183V185H14L15 188L17 187L18 190L20 191V189H23V187L26 186L27 180H29ZM51 178L52 177H50L49 181L50 180L54 181ZM78 179L79 178L77 177L75 180L77 181ZM91 179H93V176L91 177ZM138 179H139V177H138ZM43 180H45V179H42L41 181H43ZM60 180H61V176H60L59 181ZM63 180L64 179H62V181ZM128 180L130 183L134 182V180L137 181V182H134V185L136 187L129 185ZM55 181H56V178H55ZM57 181H58V179H57ZM66 181L68 182V180H66ZM114 181L117 184H115ZM63 182H65V181H63ZM67 182H65V183H67ZM158 182L161 183L160 181H158ZM11 183H9V184L11 185ZM44 183H46V182H44ZM50 183H53V182H50ZM69 183H70V181H69ZM137 183H138V186H137ZM191 183H193V185L195 184V186L192 187L190 185ZM71 184H68V187ZM105 184H106V186H105ZM131 184H133V183H131ZM72 185H74V183ZM72 185L70 186L69 189H71ZM75 185H77V184L75 183ZM162 185H164V184H162ZM44 186H45V184H44ZM47 186H49V185H47ZM41 187H43V186H41ZM41 187H40V189H41ZM52 187H55V186L52 185ZM163 187L160 185V188H162V189L159 188L160 190H162V192H164L163 190L166 189V188L164 189ZM46 188L44 187V193H45V190H47ZM48 188H51V186H49ZM72 188L74 189V187H72ZM102 188L104 189V191L107 190V193L105 192L106 194L109 193L107 196H105V195L103 196L104 191L102 190ZM52 189L55 190V188H52ZM118 189H119V191H117ZM123 189L125 190V192ZM54 190H53V192H54ZM121 191L123 193H120ZM178 192L179 191H177V195H178ZM71 193L72 192L70 191L69 194H71ZM18 194H19V192H18ZM21 194L19 195V197L21 196ZM97 194H96V196H97ZM160 194L161 195L158 194L159 196H161L160 198H158V196H157L158 200L163 199V197H165V196H166L165 197L166 200H168L167 194H165V195H163L162 193H160ZM187 196H186V198H187ZM69 197H71V196L69 195ZM179 197H180V200H179ZM165 198L163 199V201L160 200V203L161 202L165 203V201H166ZM65 199H66V197H65ZM84 199H86V200H84ZM147 199L149 201V204L147 202ZM68 200L70 201L71 199H68ZM184 200L185 199H183V201ZM76 201H77V203L78 202L82 203V199L80 201V198H79V200L75 199L74 203H76ZM86 201L89 203H87ZM101 201H104L106 206L104 205V203H103L104 206H102ZM95 202H97V203H95ZM191 202H190V205H191ZM72 203H73V201H72ZM83 203L81 206H83ZM152 203H151V205H153ZM185 203L186 202L184 201L183 202L184 206L181 204V207L178 209L179 213H184L185 209H186V211L188 210V212H189L190 209L185 207V206H187ZM86 204H85V208H86ZM137 204L140 206L143 205L144 208L145 207H147V208L142 210L143 208L140 209V206L138 207ZM166 204H168V202ZM67 205H68V203H67ZM73 206L75 208H73ZM73 206H71L73 208L72 210L76 209L75 211H77L81 207V206L77 207V204H76V206H75V204ZM161 206L163 207V205H161ZM88 207L86 208L87 210L84 208V210H86L84 214H86V212L88 213ZM165 207L167 208L168 205H166ZM183 207H184V209H183ZM189 207L191 208V206H189ZM166 208H164V209H166ZM150 209H151V206H150ZM164 209H163V211H164ZM155 211H157V210H155ZM91 212H90V214H91ZM158 212H160V211L158 210ZM150 213L152 214L151 210L149 212L146 211V215H149L150 217L153 218V219L150 218V220H148V221L151 222V220H156V216L154 217V214H152V216H151ZM112 214H114V215H112ZM82 215H83V209H82ZM155 215H156V213H155ZM184 215H186V213ZM189 215H191L190 212H189ZM89 216H91V215H89ZM187 216H188V214H187ZM80 218H81V216H80ZM87 218H83V220L87 219ZM194 218H195V220H194ZM93 219L91 218V221H93ZM182 219H181V221H178L179 225L181 222H183V220L185 218L183 220ZM77 220H78V218H77ZM81 220L82 219L78 220L79 221V224H78L79 229H81L80 225H82V224H80V222L83 223V221H81ZM188 220L190 221L189 216H188ZM188 220H186V223L189 222ZM129 221H130V223L128 224ZM165 221L162 222V224L167 223L166 219H165ZM211 221L214 224H212ZM18 223H21V222H18ZM119 223H120V226H119ZM125 223L128 225L126 226ZM177 223H176V225H177ZM23 224H25V223H23ZM154 224H155V221H154ZM122 225H125V226H122ZM134 225H133V227H134ZM157 225L158 224L156 221V225H154V226H157ZM166 225L165 226L161 225V226H164L166 229L168 227ZM152 226H153V223H152ZM152 226H149L148 229L145 228V230H149L150 227L155 228L154 226L153 227ZM159 226H158V229H159ZM181 226L183 227L184 225L181 224ZM181 226H180V229L182 230ZM121 227H120V230H121ZM177 227H178V225H177ZM94 228H95V230H94ZM195 228L198 230H195L197 232L194 234ZM110 229H111V231H108ZM205 229L206 230L208 229V230L205 231ZM185 230L187 231V229H185ZM138 231H139V229L136 232H138ZM149 232L152 233L151 230H149ZM163 232H164V234L166 233L164 230L161 231L160 233H163ZM169 232L172 233V230H170ZM167 233H168V230H167ZM171 233H168V234L171 235ZM147 234L148 233H146L145 237L149 236L150 233L148 235ZM158 234H159V230L157 232V238H158ZM20 235H22V236L20 237ZM20 235H18L19 237H16V242L14 241L16 235L14 236V240H12L13 239L12 236H8V237H6L7 235L6 236H0V251L1 250L4 251L5 248L7 247V245L10 244L11 242L13 245V246L11 244L8 245V247L6 248L7 250L4 251L5 253L3 252L4 253L3 256H2L3 253L0 254L1 255L0 256L1 257L0 264H20L21 261L23 263L28 262L29 264H50L49 261L46 260L47 259L46 255H48L50 253L49 251H51L52 256L60 255L61 250L58 254V251H56V249H55V252H57V253H56V255H54V253H53L54 251L52 252V250H50L48 244H46V242L50 241L49 238H47V237L43 238L41 236L38 237L37 235H33V236L29 237V235L27 234L28 235L27 236L24 232L22 234L20 233ZM160 235L161 234H159V236ZM35 236H37V237H35ZM137 236H138V234H137ZM116 237H119V236H116ZM128 237L130 239L133 238V237H130L129 235H128ZM128 237L126 239H129ZM188 237H190L191 240H189ZM142 238H141V240H143ZM148 238H151V236ZM157 238H156V240H157ZM6 239H8L7 241H9V242L11 241V242L10 243L7 242ZM158 239L160 241V238H158ZM99 240H100V238H99ZM133 240H134V238H133ZM187 240H189V241H187ZM146 241H147V239H146ZM148 241H149V243L151 242L150 239ZM173 241L175 243V246L177 245V243L179 244L176 246V248H172L173 246L171 247V245H174ZM176 241H178V242H176ZM6 243H8V244H6ZM128 243H132V242H128ZM187 243H188V245H187ZM133 244L135 245V241ZM33 245H34V247H33ZM141 246H143V245H141ZM135 248L132 247V250L134 251ZM150 248H151V246H150ZM171 248H172V250H171ZM119 249H120V247H119ZM99 250L97 249V250H95V252L99 253ZM191 250L193 252H191ZM6 251L8 253H6ZM135 252H136V249H135ZM189 252L193 255V257H192V255L189 254ZM36 253L38 255H36ZM172 253L174 256V260H173ZM64 255L62 256L63 258L65 257ZM85 255L80 256V258L78 257V260H80L79 264H87L86 262L90 260L89 258H92V257L94 258V256H90L88 254V256H89V258H88L89 260H88L86 258L88 256H85ZM165 255H167V256H165ZM59 258H61V256ZM63 258H62V260H63ZM55 259H56V257H55ZM84 259L85 260L87 259L86 262ZM120 259H122L123 260L122 262L124 263V259L126 260V257L121 256ZM63 261L64 262L60 261V264H66L65 258ZM82 261H84V262H82ZM118 261H115V262H117L119 264L122 263L121 261H119V262ZM173 261H174V263H173ZM53 262L57 263L54 260H53ZM53 262H51V264H53ZM129 262H131V263H129ZM114 264H116V263H114ZM124 264H127V260L125 261Z\"/></svg>", "mask_w": 264, "mask_h": 264}]
</instances>
